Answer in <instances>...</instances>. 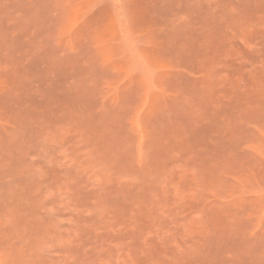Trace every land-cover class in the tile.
I'll return each mask as SVG.
<instances>
[{
    "label": "rangeland",
    "instance_id": "374dc122",
    "mask_svg": "<svg viewBox=\"0 0 264 264\" xmlns=\"http://www.w3.org/2000/svg\"><path fill=\"white\" fill-rule=\"evenodd\" d=\"M0 264H264V0H0Z\"/></svg>",
    "mask_w": 264,
    "mask_h": 264
}]
</instances>
